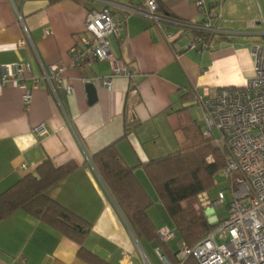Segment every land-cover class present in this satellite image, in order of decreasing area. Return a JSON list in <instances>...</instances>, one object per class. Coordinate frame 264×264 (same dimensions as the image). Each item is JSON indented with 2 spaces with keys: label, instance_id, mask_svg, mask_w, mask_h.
<instances>
[{
  "label": "crops",
  "instance_id": "crops-1",
  "mask_svg": "<svg viewBox=\"0 0 264 264\" xmlns=\"http://www.w3.org/2000/svg\"><path fill=\"white\" fill-rule=\"evenodd\" d=\"M105 1L0 0V80L3 65L31 66L24 82L6 84L0 94V195L47 160L57 169L75 163L78 168L47 194L89 227L78 243L17 211L0 223V264H90L78 255L82 247L108 264H165L156 245L137 239L93 158L114 145L153 200L150 220L158 231H174L145 165L190 147L177 112L188 109L200 126L197 117L204 115L195 93L245 88L254 77L251 46L264 45V25L258 24L264 0H206L218 17L212 24L221 32L203 51L188 49L193 28L205 21L196 0H157L168 13H156L159 22L121 9L131 0H112L114 19L127 18L121 36L111 39V53L137 72L138 92H131L123 75L108 91L98 79L111 75V62L72 61L87 13L102 11ZM52 67L61 69L58 76ZM89 83L97 93L93 104ZM25 90L32 93L28 107L22 100ZM40 125L43 134L34 131ZM176 240L168 242L175 252Z\"/></svg>",
  "mask_w": 264,
  "mask_h": 264
},
{
  "label": "built area",
  "instance_id": "built-area-1",
  "mask_svg": "<svg viewBox=\"0 0 264 264\" xmlns=\"http://www.w3.org/2000/svg\"><path fill=\"white\" fill-rule=\"evenodd\" d=\"M196 5L205 21L193 30L211 35L221 32L212 24V19L218 17L207 1L196 0ZM115 6L112 0H106L102 11L87 13L83 32L75 37L72 61L74 65L111 62L112 73L109 77L99 78L100 84L112 91L114 78L123 75L130 81L131 92L137 94L134 82L137 72L117 62L111 53V39L121 36L127 18L114 19ZM121 9L129 14L149 16L157 22L161 20L156 15L157 0H131ZM258 24L264 25V15ZM45 34L51 35V32ZM209 47L194 34L189 37L188 49L203 51ZM251 54L254 77L245 88L206 89L203 94L194 95L204 115V137L227 155L226 167L220 174L230 184L228 190L232 193V201L228 205V219L221 222L212 214L214 206L226 202L225 192L218 193L217 201L206 193L199 196L214 228L194 249L182 247L179 253L182 262L193 256L199 264H264V45L253 44ZM30 71L29 64L3 65L0 94L8 83L24 82ZM51 72L58 76L61 69L52 67ZM67 91L71 93V87H67ZM22 100L28 107L32 93L25 90ZM34 131L43 134L46 129L40 125ZM159 236L168 243L175 239V232L164 227L159 230ZM163 260L169 264L164 257Z\"/></svg>",
  "mask_w": 264,
  "mask_h": 264
},
{
  "label": "trees",
  "instance_id": "trees-1",
  "mask_svg": "<svg viewBox=\"0 0 264 264\" xmlns=\"http://www.w3.org/2000/svg\"><path fill=\"white\" fill-rule=\"evenodd\" d=\"M49 1L57 3L61 0ZM157 13L168 15L159 4ZM192 33L205 44L211 45L214 35L199 30H192ZM177 114L180 129L190 147L150 161L145 165V170L173 223L175 239L182 246L194 249L214 228L208 223L204 211L198 207V197L211 192L214 178L225 169L226 162L220 148L204 137V130L191 119L188 109L180 110ZM210 157L213 161L208 163ZM93 162L140 242L156 245L169 264H199L193 256L182 262L180 250L173 251L168 243L161 240L159 231L147 214L153 207V200L139 184L133 171L121 161L114 145L98 153ZM77 168L75 163L57 169L50 160L44 162L34 174L22 178L0 195V223L17 211H24L81 243L89 227L47 194ZM78 255L90 264H108L84 247Z\"/></svg>",
  "mask_w": 264,
  "mask_h": 264
},
{
  "label": "rangeland",
  "instance_id": "rangeland-1",
  "mask_svg": "<svg viewBox=\"0 0 264 264\" xmlns=\"http://www.w3.org/2000/svg\"><path fill=\"white\" fill-rule=\"evenodd\" d=\"M198 121H199V125L201 128H204L205 127V122H204V119L202 117V115H198L197 117ZM223 154V153H222ZM224 157H225V162H226V156L225 154H223ZM213 161V158L210 157L207 162H212ZM222 172V171H221ZM219 172L218 175L215 176L214 178V186L211 190L210 193L206 192V194L209 195V197L213 200V201H217L218 199V193L220 191H224L225 192V196H226V202L224 204H219V205H216L214 206L213 208V214L214 216H217L219 221L223 222L225 220L228 219V205L230 204V202L232 201V193L231 191H229V186L230 184L228 183L226 177L222 176ZM198 207L200 209H202L204 211V214H205V217L208 221L209 224H211V220H210V216L207 215V212H206V208H204L202 205H201V202H200V199L198 197ZM170 221V220H169ZM169 224H172V223H169ZM172 227V225H171ZM176 235V234H175ZM175 246H178L179 247V250L182 249V244H180L179 242H177V240L174 242Z\"/></svg>",
  "mask_w": 264,
  "mask_h": 264
},
{
  "label": "water",
  "instance_id": "water-1",
  "mask_svg": "<svg viewBox=\"0 0 264 264\" xmlns=\"http://www.w3.org/2000/svg\"><path fill=\"white\" fill-rule=\"evenodd\" d=\"M87 90L89 93L90 104H93L97 100L96 88L92 83L87 84ZM164 259L168 262V260L164 257Z\"/></svg>",
  "mask_w": 264,
  "mask_h": 264
}]
</instances>
